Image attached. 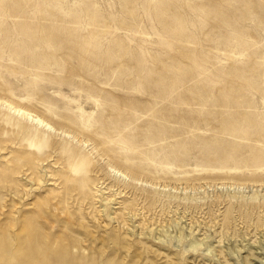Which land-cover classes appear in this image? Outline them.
<instances>
[{
	"label": "rangeland",
	"instance_id": "1",
	"mask_svg": "<svg viewBox=\"0 0 264 264\" xmlns=\"http://www.w3.org/2000/svg\"><path fill=\"white\" fill-rule=\"evenodd\" d=\"M0 264H264V0H0Z\"/></svg>",
	"mask_w": 264,
	"mask_h": 264
},
{
	"label": "bare ground",
	"instance_id": "2",
	"mask_svg": "<svg viewBox=\"0 0 264 264\" xmlns=\"http://www.w3.org/2000/svg\"><path fill=\"white\" fill-rule=\"evenodd\" d=\"M30 116H32V114H29ZM33 119H34V121H36L38 124H41V125H44L45 124V121L42 119V118H34L33 117ZM46 125H48L47 123H46Z\"/></svg>",
	"mask_w": 264,
	"mask_h": 264
}]
</instances>
